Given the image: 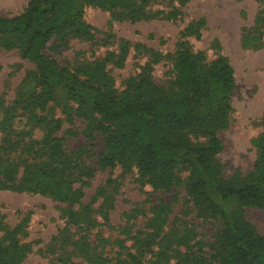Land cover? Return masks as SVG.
<instances>
[{"label":"rangeland","instance_id":"1","mask_svg":"<svg viewBox=\"0 0 264 264\" xmlns=\"http://www.w3.org/2000/svg\"><path fill=\"white\" fill-rule=\"evenodd\" d=\"M29 1L0 0V17L21 14ZM151 11V19L129 21L88 8L84 22L91 40L69 36L60 49L48 51L64 69L57 79V101L48 108L50 118L62 120L56 135L74 157L73 187L83 193L74 209L89 206L97 225L71 224L63 215L68 203L50 195L0 188V237L21 226L18 239L31 249L23 264H129L132 256L141 264H212L213 245L225 226L221 218L202 215L187 193L188 163L195 159L184 151L178 155L175 173L183 184L170 189L141 181L135 167L101 171L104 136L96 124L76 115L78 104L67 79L78 67L110 57L107 71L119 91L139 75H151L157 85L166 86L175 79L173 59L182 43L204 53L208 62L228 58L236 88L229 128L219 133L223 150L217 158L222 178L246 176L254 170L257 141L264 135V0H153ZM176 12L180 14L169 16ZM191 24L195 26L186 32ZM36 69L18 48L4 45L0 102L12 106L39 92ZM26 131V142L47 136L44 125L32 123ZM91 168L94 175L86 176ZM207 189L222 209H237L236 199L222 200L213 182ZM245 215L264 236V210L248 208Z\"/></svg>","mask_w":264,"mask_h":264},{"label":"trees","instance_id":"2","mask_svg":"<svg viewBox=\"0 0 264 264\" xmlns=\"http://www.w3.org/2000/svg\"><path fill=\"white\" fill-rule=\"evenodd\" d=\"M152 1L30 0L21 14L0 17V49L6 44L18 48L24 59L37 64L33 78L41 89L12 106L0 102V188L50 195L68 203L63 215L71 224L97 225L89 206L74 209L83 197L73 187L74 157L56 135L62 120L50 118L48 108L57 101V79L64 76V69L48 51L60 49L69 36L91 40L90 27L84 22L88 8L109 11L122 20L142 21L153 18ZM110 61L107 57L78 67L67 79L69 94L78 104L76 115L96 124L104 136L99 169L135 167L141 181L170 189L183 184L175 168L178 155L186 152L195 159L188 163V195L202 215L221 218L225 226L213 245L212 264H264V236L245 215L248 208L264 210V135L257 141L254 170L246 176L222 178L217 158L223 150L219 133L229 128L230 100L236 88L228 58L218 56L208 62L204 53L182 43L173 59V81L159 86L151 75H139L129 79L123 91L107 71ZM32 123L46 127L42 141L26 142V129ZM94 172L87 169L86 176ZM209 181L222 200L236 199L235 211L227 212L216 203L207 189ZM20 233L18 226L0 237V264H23L31 249L18 239ZM131 260L129 264H141L135 256Z\"/></svg>","mask_w":264,"mask_h":264}]
</instances>
